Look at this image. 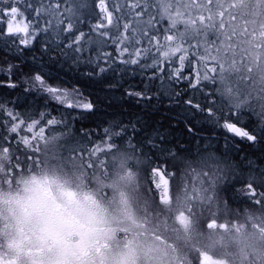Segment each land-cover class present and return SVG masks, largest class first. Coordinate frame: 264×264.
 Listing matches in <instances>:
<instances>
[{
	"label": "snow or ice",
	"instance_id": "1",
	"mask_svg": "<svg viewBox=\"0 0 264 264\" xmlns=\"http://www.w3.org/2000/svg\"><path fill=\"white\" fill-rule=\"evenodd\" d=\"M190 8L180 0H0V161L7 168L19 169L38 153L41 142L60 130V111L83 114L95 110L92 99L79 87L55 83L60 77L52 75L54 65L49 61L70 55L77 63H93L96 72L111 65L146 63L154 69L149 83L158 93L166 86L178 89L184 83L190 90L205 92L203 103L190 95L173 93L177 105L182 102L193 117L210 118L211 126L224 133L215 148L209 145L195 153L201 158L199 175L203 182L214 187L220 180L221 159L228 158L240 171V176L224 189L229 199L238 198L242 189L248 190L245 194L250 198L256 197V184L264 188V160L255 167H241L239 155L226 151L224 145L228 137L253 145L260 141L261 137L245 125L264 127V94L250 98L252 106L247 110H234L227 104L216 89L214 77L207 74L210 65L201 58L199 36H188L194 21ZM209 42H215V38ZM142 87L130 89L125 95L145 99L139 91ZM168 102L173 101L169 98ZM244 117L247 120L242 124ZM187 127L193 130L191 125ZM97 139L99 143L89 148L106 145V154L123 149L143 157L149 190L158 189L157 175L170 185L178 178L184 160L193 157L188 148H176L173 153L163 141L155 147L136 143L135 136L128 141L122 127ZM86 151L81 150V154ZM246 173L251 180L244 183ZM260 196L264 197V191ZM215 224L213 220L208 226Z\"/></svg>",
	"mask_w": 264,
	"mask_h": 264
},
{
	"label": "rangeland",
	"instance_id": "2",
	"mask_svg": "<svg viewBox=\"0 0 264 264\" xmlns=\"http://www.w3.org/2000/svg\"><path fill=\"white\" fill-rule=\"evenodd\" d=\"M247 1L241 0V4ZM180 2L191 6L190 11L194 21L189 25L190 38L198 35L201 41L202 35L205 34L206 29H209L205 27H214L216 30L221 28L218 11L209 20H200L199 8L202 5L199 7V4L202 0H180ZM254 10L262 19L250 20L251 29H247L240 19L228 17V21L236 27V31L229 33L228 39L222 38L228 40V45H241L245 48L247 59L238 62L240 66L233 64V61L227 64L226 60L211 49V46L200 48L201 58L206 65H210L207 74L210 73L218 85L229 88L235 100H239L238 106L244 104L246 108L252 106L249 105L250 98L256 94H264V0H261ZM240 23L241 29L238 30ZM226 36H228L227 32ZM221 42L222 44H219L221 47L226 45L224 41ZM232 101L234 102L233 99ZM74 136L75 134L72 137L63 136L57 132L51 134L46 142H41L39 151L33 155V159L25 160L19 169L7 168L5 162L0 161V237L7 225L14 223L12 213L16 212L14 217L16 221L19 211L23 210L26 200H22L21 194L27 191V188L35 190L37 187H42L46 190L49 186L54 189H69L70 193H67V197L75 194L88 195L87 197L93 201L97 199L100 209L106 215L113 216L118 213L123 216L130 211L142 217L150 215L148 224L146 222L137 229H129L138 234L134 241L148 242L147 246L144 244L145 258L136 260L135 264L144 261L145 264H166L165 262L169 260L173 264L184 255L181 252L184 251L181 243H191L194 232L199 239H206L205 229L211 221L220 223L228 219L232 224L240 225L246 220L244 212L232 214L228 195L224 191L231 179L236 176L233 174L235 167L231 163L221 160L220 180L213 187L203 182V178L199 175L202 171V163L193 155L192 158L184 160L178 178L173 179L170 185L166 179L157 175L158 189L149 190L145 178L147 163L143 157L132 156L123 150L106 154V145L101 147L102 149H89L81 154V149L76 148L77 145L71 142ZM98 150L102 152L99 158ZM90 156L93 157L92 161L86 159ZM153 192L157 193L156 201L153 199ZM67 197L55 194L51 197V204L44 198L40 206L46 205L53 208L52 212L57 213L62 211L61 205L66 203ZM256 197L264 202V197ZM246 199L248 203H252L249 205V224L239 227L244 236L242 239L231 230L222 234L214 229L215 226L209 227L216 234V251L220 252L217 256L238 254L243 257L250 254L248 252L245 254L247 249H256L259 245L263 247L264 210L261 214H256L259 210L252 201L253 198L246 195ZM262 207L264 208V205ZM108 218L110 223H113L114 219ZM150 243L152 247H148L151 246ZM162 243H178V246L167 248L162 246ZM230 243H233L231 248ZM235 243H245L247 248ZM13 255L7 249L0 248V261L3 264H30L26 260L14 262ZM167 256H170L169 260L165 259Z\"/></svg>",
	"mask_w": 264,
	"mask_h": 264
},
{
	"label": "trees",
	"instance_id": "3",
	"mask_svg": "<svg viewBox=\"0 0 264 264\" xmlns=\"http://www.w3.org/2000/svg\"><path fill=\"white\" fill-rule=\"evenodd\" d=\"M259 3H261V0H248L243 4H241V0H202L199 4V7L202 5L199 8L201 10V16L205 20H209L218 11V20L221 21V28L216 30L214 27H205L209 29H206L205 34L202 35L200 48L211 46V49L213 51L215 50L218 56L226 60L227 64L233 61V64L240 66L238 62L247 59L245 57V48L241 45H228V40L222 39H228L230 36L229 33L236 31V27L231 24V21H228V17L240 19L243 24L245 23L247 29H251L250 20L255 19L260 21L262 19L254 10ZM239 29H241V23L238 26ZM226 32L228 36L225 37ZM213 38H215V42H209ZM221 41H224L226 45L221 47L219 45L222 44ZM49 63L54 65L52 75L59 74L60 79L55 81L56 84L79 87L83 94L86 97H90L95 104V110L92 113L82 114L78 112L60 111L57 115L58 120L63 119V125L57 133L68 137H72L75 134L71 142L76 144V148L78 149L92 150V148H89V145L99 143L97 137L110 135L113 128L119 127L125 129L128 141H132L133 136H135L136 143L144 145L150 143L154 147L163 141L161 139H157L154 142L151 141L155 138V131L157 130L161 135L168 132L171 135V139H174L172 145H170L173 148V153L176 148H188L186 146L193 138L192 132L206 135L205 137L208 138L207 140L204 138L200 140L198 149L207 148L209 145L213 148L217 146L210 133L217 134L219 132L217 134L219 136L218 141L224 136L222 131L211 126L210 118L206 120L200 116L193 117L191 110L187 109L182 102L180 105L175 103L176 96L173 95L174 92L190 95V98L203 103L205 99L204 91L190 90L187 87V83H184L178 89L166 86L158 93L153 86L140 84L141 80L152 81L153 77L150 73L154 69L150 64L142 63L137 66L111 65L103 72H96L93 63H77L70 55L65 59L53 60L49 61ZM44 72L47 74L46 68ZM94 72L96 74L93 76ZM209 76H211L210 73ZM139 85H143L139 91L143 92L145 99L138 100L135 95H125L130 89H136ZM216 89L234 110L246 108L244 104L238 106L239 100H235L236 98L232 96V92L225 85H218L216 83ZM102 97H104V100H101ZM169 98L173 101L171 104L168 102ZM232 99L236 105H234ZM187 125H191L193 130L188 131ZM147 127H150L151 131L146 132ZM135 128L138 131H135ZM139 130L142 132H139ZM88 133H92L93 135L89 136ZM242 143L241 140H237L235 137H228V142L225 146L230 148L231 145L237 146ZM252 145L249 144L246 149L242 147V149L237 150L243 151V155L244 153H254L247 160L249 164L253 163L250 167H255L258 161L264 160V138L260 140L258 145L255 144L254 147ZM103 146L98 145L96 148L102 149L101 147ZM253 149H255L254 152H252ZM98 152V154L102 155L101 150H98ZM86 159L88 160L89 158ZM89 161L92 160L89 159ZM144 161L147 163L145 159ZM198 161H201L200 157ZM240 164L241 167L246 166L244 160ZM233 174L240 176V171L236 166ZM261 189L264 191V188ZM259 219L262 220L261 218ZM227 223V219H225L217 223L216 226L218 229L225 230L228 226Z\"/></svg>",
	"mask_w": 264,
	"mask_h": 264
},
{
	"label": "flooded vegetation",
	"instance_id": "4",
	"mask_svg": "<svg viewBox=\"0 0 264 264\" xmlns=\"http://www.w3.org/2000/svg\"><path fill=\"white\" fill-rule=\"evenodd\" d=\"M249 129L263 140L264 136L255 133L252 128ZM242 142L237 145L240 149L242 147L246 149L250 144L248 141ZM262 191L263 189L259 187L257 196H260ZM246 192L242 189L239 197L243 202L240 205L236 204L237 200L227 197L232 214L244 212L246 217L250 214ZM67 193H70L69 189H54L49 186L46 190L42 187L35 190L27 188V191L21 194L22 200H26L23 210L19 211L16 221L14 219L16 212L12 213L14 223L8 224L0 237V248L13 253L14 262L26 260L30 264H135L136 260L145 258L144 244L147 246L148 242L134 241L138 234L129 229H137L146 222L148 224L150 215L142 217L132 211L123 216L118 213L113 216L106 215L100 209L97 199L93 201L87 197L88 195L75 194L67 197ZM55 194L67 197L66 203L61 205L62 211L55 213L52 212L53 208L40 206L44 198L47 199L46 202H52L51 197ZM157 198V193L153 192V199L156 201ZM60 200L64 201L62 198ZM263 205L264 202L261 200L257 204L259 211L256 214L263 212ZM108 217L114 219L113 223H110ZM227 224L233 226L229 220ZM246 225L248 224L240 226ZM205 232L204 240L181 243L184 246V251H181L184 255L177 257L173 264H264V244L263 247L259 245L256 249H247L245 254L247 252L250 254L243 257L238 254L217 256L215 231L207 226ZM236 236L239 239L244 237L242 229ZM150 244L148 247H152V243ZM232 244L230 243V248ZM235 244L247 248L245 243ZM162 246L172 248L178 246V243H162ZM169 257L165 259L169 260ZM165 263L171 264V261ZM139 264H145V261Z\"/></svg>",
	"mask_w": 264,
	"mask_h": 264
},
{
	"label": "bare ground",
	"instance_id": "5",
	"mask_svg": "<svg viewBox=\"0 0 264 264\" xmlns=\"http://www.w3.org/2000/svg\"><path fill=\"white\" fill-rule=\"evenodd\" d=\"M140 84H146V85H148V86H151V84L148 82V81H144V80H141L140 81ZM156 99H158V98H156ZM101 100H104V97H102V99ZM123 100V99H122ZM124 101V100H123ZM125 101H127V100H125ZM158 101V100H157ZM245 110H247V108H245ZM247 120V117H244L242 120H241V123H245V121ZM245 126H247V127H249V128H252L254 131H255V133H257V134H260V135H262V136H264V127H262V126H260L259 124H246ZM145 130V129H144ZM135 131H138V129L137 128H135ZM149 131H151V128L150 127H147L146 128V132H149ZM139 132H142V131H140L139 130ZM143 132H145V131H143ZM193 133V138L188 142L189 144H187V146L186 147H188L191 151H193V155L195 156V153L196 152H198V150H200V149H198V144H200V140L202 139V138H204L205 140H207L208 138L207 137H205L206 135H203V134H200V133H194V132H192ZM205 134V133H204ZM210 135H212V137H213V139L215 140L214 142L216 143V141H218V139H219V136H217V134L216 133H210ZM155 138L154 139H152V138H149V139H152L151 141H155V140H157V139H161V140H163L164 141V143L165 144H167V145H172V141L174 140V139H171V135L167 132V133H164V135L162 134H159V132H157V130L155 131V136H154ZM176 141V140H175ZM150 142V141H149ZM196 147H197V149H196ZM224 148H225V150L226 151H228V152H231V153H233L234 155L235 154H238L239 155V159H240V162L241 161H243L244 160V163L246 164V166L247 167H250L253 163H250L249 164V162H248V160H247V158H249L250 156H252L254 153H244V155H243V151H238L240 148L238 147V146H236V145H231V147L229 148V147H227V146H225L224 145ZM238 149V150H237ZM255 151V149H253V151L252 152H254ZM99 152H97V154H98ZM101 156V154H98L97 155V157L99 158ZM195 157H197V156H195ZM199 158V157H198ZM90 160H93V157L92 156H90V158H89ZM222 161H224L225 163H231V165L233 166V165H235L236 166V164H235V161H232V160H230V159H228V158H222L221 159ZM228 161V162H227ZM234 166V167H235ZM245 176L247 177L246 179H244V183H247V182H250V180H251V175L250 174H245ZM238 177H234V178H232L231 179V182H233L234 180H236ZM254 184H255V182H254ZM256 187H257V191H258V189H259V185L258 184H256ZM258 198L257 197H254L253 199H252V201L253 202H255V200H257ZM237 200V201H236ZM234 201H236V204L237 205H240L242 202H243V199L241 198V197H239L238 199L236 198V199H234ZM256 203V202H255ZM258 203H256V205H257Z\"/></svg>",
	"mask_w": 264,
	"mask_h": 264
}]
</instances>
